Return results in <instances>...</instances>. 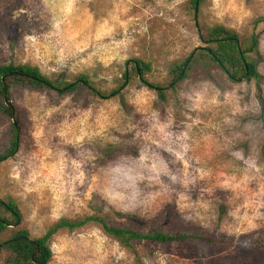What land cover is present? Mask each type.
<instances>
[{
    "label": "rangeland",
    "instance_id": "1",
    "mask_svg": "<svg viewBox=\"0 0 264 264\" xmlns=\"http://www.w3.org/2000/svg\"><path fill=\"white\" fill-rule=\"evenodd\" d=\"M264 0H205L201 32L222 24L245 40L255 30L259 81L235 82L200 62L175 86L168 69L201 41L186 0H0V64L29 63L50 77L89 76L101 92L122 84L139 58L151 63L119 94L14 88L25 118L17 152L0 162V198H12L31 236L65 216L98 212L141 232L203 230L239 236L264 228ZM108 95V94H107ZM11 120L0 113V151ZM113 144L129 152L102 157ZM136 149V155L130 150ZM142 264H197L195 243L139 242ZM48 264H135L96 226L51 240ZM216 264H264L235 246L208 251Z\"/></svg>",
    "mask_w": 264,
    "mask_h": 264
},
{
    "label": "trees",
    "instance_id": "2",
    "mask_svg": "<svg viewBox=\"0 0 264 264\" xmlns=\"http://www.w3.org/2000/svg\"><path fill=\"white\" fill-rule=\"evenodd\" d=\"M192 11L201 41L205 44L196 47L187 57L176 61L168 69L170 79L167 86H175L187 77L194 65L205 62L219 66L229 79L240 81H259L260 73L256 61L250 56L258 53V34L253 30L250 35L241 40L238 32L222 24L207 27L201 32L197 21L201 6L205 0H186ZM264 24V17L254 19V27ZM132 63L131 72L124 71L122 84L108 92H101L95 87L88 75L79 74L73 81H65L61 77H50L41 72L39 67L29 63L0 64V113L11 120V134L8 143L0 151V162L12 157L20 147L21 130L24 125L25 114L12 99L14 88L22 87L31 90H54L60 94L72 92L79 87L87 88L99 97L119 94L120 88L125 86L132 76L138 77L145 85L157 89L160 97L165 98L158 84L150 83L146 75L152 66L148 61L139 58L127 60ZM108 94V95H107ZM136 155V149L130 150ZM129 154L128 151L110 144L102 151V157L107 159L119 155ZM112 216L130 217V214L114 212L113 214L98 212L78 215L73 218L62 216L50 223L45 231L36 237L21 226L23 219L21 210L12 198H0V264H48L52 258L51 240L60 233H71L87 226H96L100 231L115 240L123 249L128 251L135 264H142L135 248L139 242L157 243L164 246L172 244L195 243L200 247L197 264H216L208 251L216 249L225 251L235 246L243 251L259 253L264 256V228L256 229L239 236H227L201 229L192 232L166 231L155 229L141 232L128 226H120L111 222Z\"/></svg>",
    "mask_w": 264,
    "mask_h": 264
}]
</instances>
